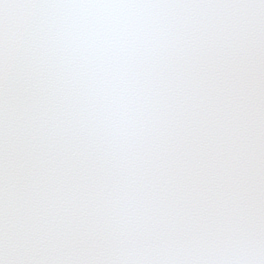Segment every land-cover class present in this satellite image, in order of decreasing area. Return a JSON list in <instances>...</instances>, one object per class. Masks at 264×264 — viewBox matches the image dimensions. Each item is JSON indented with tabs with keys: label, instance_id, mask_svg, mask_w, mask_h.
<instances>
[{
	"label": "snow or ice",
	"instance_id": "snow-or-ice-1",
	"mask_svg": "<svg viewBox=\"0 0 264 264\" xmlns=\"http://www.w3.org/2000/svg\"><path fill=\"white\" fill-rule=\"evenodd\" d=\"M0 264H264V0H0Z\"/></svg>",
	"mask_w": 264,
	"mask_h": 264
}]
</instances>
